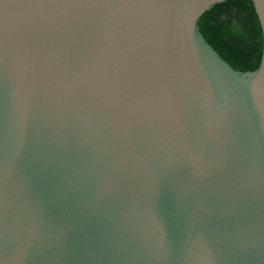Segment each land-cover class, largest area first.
I'll return each mask as SVG.
<instances>
[{
	"label": "water",
	"instance_id": "1",
	"mask_svg": "<svg viewBox=\"0 0 264 264\" xmlns=\"http://www.w3.org/2000/svg\"><path fill=\"white\" fill-rule=\"evenodd\" d=\"M226 0H0V264H264L258 67Z\"/></svg>",
	"mask_w": 264,
	"mask_h": 264
},
{
	"label": "trees",
	"instance_id": "2",
	"mask_svg": "<svg viewBox=\"0 0 264 264\" xmlns=\"http://www.w3.org/2000/svg\"><path fill=\"white\" fill-rule=\"evenodd\" d=\"M252 0H226L211 7L199 19L205 40L234 69L245 72L258 67L262 32Z\"/></svg>",
	"mask_w": 264,
	"mask_h": 264
}]
</instances>
